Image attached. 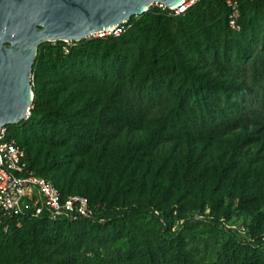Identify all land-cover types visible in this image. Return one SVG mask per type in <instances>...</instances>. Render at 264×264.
I'll list each match as a JSON object with an SVG mask.
<instances>
[{"label":"trees","instance_id":"trees-1","mask_svg":"<svg viewBox=\"0 0 264 264\" xmlns=\"http://www.w3.org/2000/svg\"><path fill=\"white\" fill-rule=\"evenodd\" d=\"M238 11L233 28L223 0L154 3L116 33L41 43L32 70L64 68L87 89L109 80L102 101L66 112L36 85L27 116L4 127L27 168L96 208L0 216V264H264V0ZM28 131L95 156L96 177L72 186L55 150L29 158ZM204 209L219 240L194 231ZM235 209L250 217L245 237L225 223Z\"/></svg>","mask_w":264,"mask_h":264},{"label":"water","instance_id":"water-1","mask_svg":"<svg viewBox=\"0 0 264 264\" xmlns=\"http://www.w3.org/2000/svg\"><path fill=\"white\" fill-rule=\"evenodd\" d=\"M153 2L174 7L182 0H0V127L29 112V75L40 40L112 32Z\"/></svg>","mask_w":264,"mask_h":264},{"label":"built area","instance_id":"built-area-1","mask_svg":"<svg viewBox=\"0 0 264 264\" xmlns=\"http://www.w3.org/2000/svg\"><path fill=\"white\" fill-rule=\"evenodd\" d=\"M193 0L170 8L174 13L182 11ZM228 7L227 22L238 28V0H223ZM161 6L163 4L155 2ZM166 7V6H165ZM117 32V29L112 31ZM98 35V34H97ZM96 205L79 193L61 194L47 178L27 168L23 160V149L13 136L0 127V216L17 217L21 214L33 216L45 212L50 218L92 217Z\"/></svg>","mask_w":264,"mask_h":264},{"label":"rangeland","instance_id":"rangeland-1","mask_svg":"<svg viewBox=\"0 0 264 264\" xmlns=\"http://www.w3.org/2000/svg\"><path fill=\"white\" fill-rule=\"evenodd\" d=\"M154 3L155 2L151 4ZM129 18L125 22H127ZM261 23H262L261 25V30H262L264 19L260 21V24ZM120 24H118V26ZM88 35H95V34H87L86 36ZM146 36H147V40L149 42H152L153 40L152 34L149 32ZM195 39L196 38L192 36L191 41L195 42ZM56 40L58 39L48 40V41L54 42ZM69 40L70 39L63 41L69 42ZM43 42H46V40L37 44L36 51L38 48L39 49L41 48V43ZM191 47L192 44H186V42L183 41L178 42V48L182 52L186 51L187 48L191 49ZM62 70L65 69L54 68L51 67L49 64L40 66L39 68H36V70H32V65H31V71L29 75V83L31 90L33 91V88L36 85H40L44 88L49 89L53 98V102L55 104H58L66 112L73 113L82 107L88 108L94 104L97 106L99 105V103L102 101V95L104 91L107 89V84L109 80H106L104 83L103 82L93 83L92 81L91 85L87 89L84 88V86L78 87L72 78L65 77L63 74H61ZM35 72H38L39 74V81H35L33 78ZM9 124H13V123H9ZM26 134H27L26 135L27 138L24 139L21 138L22 139L21 141L23 143L24 150L27 156L29 158H34L35 155H37L42 160L45 151L50 152L55 150L60 154L62 167H64L65 172L69 176V178L67 176V179L71 180L72 186L82 179L90 182L96 177L97 173L99 172L98 169L96 170L97 164L95 161L96 157L94 155H93L94 157H90L88 159L81 158L79 156H73L72 154H70V152H68V150L64 148L49 147L46 143H44L38 137H36L34 133H32L31 131H28ZM123 135L125 136V134ZM250 148L253 149L254 147H250ZM232 206H235V200H233ZM262 207L264 208V204L262 205ZM196 216L200 217L201 220L197 222L194 231L200 234L201 236H206L208 241H211L213 239L219 240V238L223 235V233L221 232L220 229L217 232H214L209 222H207V219L210 217L207 214V209H204L200 214H197ZM249 218L250 217L247 213L235 209L234 212L230 215V217L225 220V223L229 227L234 229L240 236L245 237ZM176 224L177 223L174 221L173 226H175Z\"/></svg>","mask_w":264,"mask_h":264},{"label":"bare ground","instance_id":"bare-ground-1","mask_svg":"<svg viewBox=\"0 0 264 264\" xmlns=\"http://www.w3.org/2000/svg\"><path fill=\"white\" fill-rule=\"evenodd\" d=\"M124 18V17H123ZM119 21H123V19L122 18H120V20ZM118 22V21H117ZM117 22H114V23H117ZM122 23V22H121ZM109 25L112 27L113 26V23H109V24H106V27H103V28H101L102 30H107V29H109V28H111V27H109ZM88 33H90V31H88V32H85V33H83L82 35H86V34H88ZM55 38H57V37H55ZM55 38H43L42 40H40L39 41V43L40 42H42V41H44V40H51V39H55ZM59 38H61V37H59ZM70 37H64V38H62L63 40H68Z\"/></svg>","mask_w":264,"mask_h":264}]
</instances>
